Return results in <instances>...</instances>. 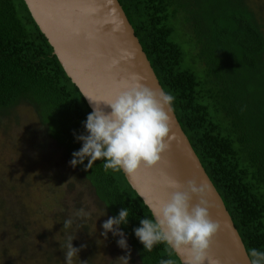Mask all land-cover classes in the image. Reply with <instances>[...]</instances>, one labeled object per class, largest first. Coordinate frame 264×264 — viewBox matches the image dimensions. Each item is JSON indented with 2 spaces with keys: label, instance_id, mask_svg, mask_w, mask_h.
I'll list each match as a JSON object with an SVG mask.
<instances>
[{
  "label": "trees",
  "instance_id": "1",
  "mask_svg": "<svg viewBox=\"0 0 264 264\" xmlns=\"http://www.w3.org/2000/svg\"><path fill=\"white\" fill-rule=\"evenodd\" d=\"M117 2L160 88L175 97L172 112L176 121L250 261V249L264 251L262 6L253 9L249 0ZM19 104L33 110L68 162L71 153L81 147L73 133L85 132L82 122L91 110L23 0H0V121ZM104 163V159L97 160L87 171L82 165L73 169L109 216L129 208L128 223L120 228L137 263L159 264L161 259H172L180 264L164 243L150 252L144 250L133 228L151 213L121 170H105ZM19 221L13 215L12 228L24 233L22 242L31 255H37ZM52 259L49 254L43 264H51Z\"/></svg>",
  "mask_w": 264,
  "mask_h": 264
},
{
  "label": "water",
  "instance_id": "2",
  "mask_svg": "<svg viewBox=\"0 0 264 264\" xmlns=\"http://www.w3.org/2000/svg\"><path fill=\"white\" fill-rule=\"evenodd\" d=\"M33 21L46 38L70 81L92 111L90 97L101 100L117 91L116 83L132 75L144 86L161 90L154 73L133 34L117 0H23ZM118 61L115 65L112 61ZM99 106L110 111L103 101ZM169 147L153 167L141 166L135 173H123L126 181L151 213L166 201L173 189L165 178L186 187L194 181L203 189L210 218L218 224L209 249L215 264H250L243 244L213 185L202 169L176 118L169 112ZM183 190V188L181 189ZM197 202L194 196L192 204ZM151 206V207H150ZM173 250V249H172ZM180 264H187L186 249L173 250ZM204 264H209L205 260Z\"/></svg>",
  "mask_w": 264,
  "mask_h": 264
},
{
  "label": "clouds",
  "instance_id": "3",
  "mask_svg": "<svg viewBox=\"0 0 264 264\" xmlns=\"http://www.w3.org/2000/svg\"><path fill=\"white\" fill-rule=\"evenodd\" d=\"M118 61L113 60L115 65ZM117 91L111 97L94 100L88 96L92 111L83 121L84 133H73L81 147L71 153L69 165L75 168L82 165L84 170L91 169L94 162L104 159V169L135 173L141 166L150 168L156 165L169 147V112L175 97L161 89L152 90L132 75L116 83ZM103 101L110 111L99 106ZM86 133V134H85ZM87 159V163H84ZM166 185L173 189L170 197L151 208V217L142 218L133 233L145 251H152L158 243H164L173 250L186 249L187 264H215L209 258V249L218 224L210 218L206 202L200 199L203 189L194 181H187L186 187L173 178H165ZM183 188V190H181ZM195 204L191 203L193 197ZM151 207V206H150ZM79 214L87 215L80 210ZM129 208H121L116 216L103 221L100 236L107 238L111 232L119 237L116 243L126 254L121 256L128 264L131 249L127 243L121 224L128 223ZM71 220L64 222V227ZM75 235L68 236L64 245L65 264H72L74 256L86 247H74ZM250 264H264V251L250 249ZM159 264H174L172 259H161Z\"/></svg>",
  "mask_w": 264,
  "mask_h": 264
},
{
  "label": "rangeland",
  "instance_id": "4",
  "mask_svg": "<svg viewBox=\"0 0 264 264\" xmlns=\"http://www.w3.org/2000/svg\"><path fill=\"white\" fill-rule=\"evenodd\" d=\"M257 4L264 12V0H249L253 9ZM0 200V264H43L49 254L51 264H65L64 245L70 235L76 236L74 247L86 245L72 264H125L121 256L126 251L116 243L119 237L111 232L106 239L100 236L101 224L109 217L104 207L23 104L0 121ZM81 209L87 215H78ZM13 215L37 255L22 242L24 233L12 228ZM66 220L71 224L64 227ZM128 264H138L132 251Z\"/></svg>",
  "mask_w": 264,
  "mask_h": 264
}]
</instances>
